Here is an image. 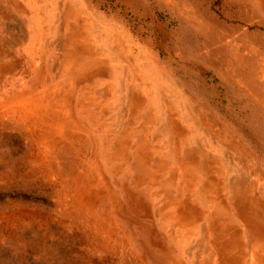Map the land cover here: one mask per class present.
<instances>
[{
	"label": "rangeland",
	"instance_id": "obj_1",
	"mask_svg": "<svg viewBox=\"0 0 264 264\" xmlns=\"http://www.w3.org/2000/svg\"><path fill=\"white\" fill-rule=\"evenodd\" d=\"M135 153L206 169L205 201L242 225L212 243L216 264H248L264 242V0H0V264H210L201 184L167 168L141 182ZM191 210L199 227L168 218Z\"/></svg>",
	"mask_w": 264,
	"mask_h": 264
},
{
	"label": "bare ground",
	"instance_id": "obj_2",
	"mask_svg": "<svg viewBox=\"0 0 264 264\" xmlns=\"http://www.w3.org/2000/svg\"><path fill=\"white\" fill-rule=\"evenodd\" d=\"M76 25L77 24H74V26H76ZM81 32L82 33H81L80 37H79V33H76V34L73 33V36L70 37L69 43H67V46H65V51H66V54H67L66 66H67V68H69V70L72 71L73 74L75 72H78L80 69L83 72H85V70L88 69V68H85L83 65H81V66L79 65V67H78L79 69L77 68L78 65L76 66V64H77L76 57H75L76 54H75V49H74L73 46H75L76 44L79 45V43L83 42L84 38H86V36L88 35V31H86V30L81 31ZM161 96L162 95L160 94V96H158L157 98L160 99ZM162 101H165V99L162 100ZM191 106H193V104ZM198 111L201 112V109H198ZM177 154L176 153H172L170 155V162L168 161V163H166V161H164V163H162L160 160L157 161L155 163L154 168H153V167H149L148 166L149 163H148V158H147L148 154L147 153H135V156H134L135 160L137 159L135 161L136 162V168L139 171L138 175H137L138 179L142 182V180H145L147 177H150V176L152 177V175L157 174V172H159L162 168H163L162 171L165 168H167L170 171V174H172L171 177H170V180L171 179L172 180L175 179V175L174 174L175 173L177 174V172L179 170H182V171H184V170L186 171L187 170V171H189V174H190L189 176H192L193 178L196 177V180H194V181L192 180L191 182H195V183L197 182V183H200V184L202 182H205L204 175L207 174V170L203 169V168H200V166H198L197 163H195V161L194 162H189V160L187 159L188 157L186 155H184V157L180 161L178 159V155ZM181 162L183 163V165H182ZM187 183H188L187 180H183L181 186L177 190V193H178L177 197L176 198H171L172 201L169 204L170 208H172V206L175 207L176 205L183 204L184 198H185V191L189 188V187H187ZM171 186H172V184L164 185L163 191L165 192L166 189H168V188H170V190H173ZM194 189H196L197 191L198 190L202 191V193H203L202 197H203L204 205H206L205 208H206L208 214L212 213L213 215H215L217 217V223H216L217 234H215V236H217L219 234L220 238H219V240L217 242L216 241H212V242H208L207 245H205L206 248H207L206 249V254H207V259H208L207 262L208 263L211 262L210 264H216V262L218 261L217 260L218 251H217L215 245H213L212 243H214V244L218 243L220 241V239L222 240L224 238L225 233H228L229 231L233 230V228H235V226L242 227V225H241L240 222H238V219L236 218L237 217L236 214L232 213V208L231 207L229 208L227 206H226V208H223L221 206L220 201L218 200L217 196H215V197L212 196V197H210L209 201H205V197L207 196L208 192L212 193V192H214L217 189L216 186H212L211 182L209 184H207L206 186H205V184H201L200 186H196ZM224 189H225V187H224ZM226 189L228 190L227 186H226ZM243 190H244V188L238 194L239 195V197H238L239 199L245 194V193L243 194V192H244ZM169 195H171V194L169 193ZM243 197L245 198L247 196L245 195ZM208 203H210V205H208ZM250 205H251V203H250ZM252 209L254 210L253 204H252V207L248 208V210L250 211ZM249 211H248V214H249V217H251V214L249 213ZM253 215H254V213H253ZM197 216H198V212H195V211H192V210L190 211V217H188V216L185 217L182 214H177V216H175V212L174 211L169 212V214H168V218L170 220L175 221V218H178L179 220L184 222V227L185 228L192 227L194 225H197L199 227V225H201V224L198 223L200 220L198 219ZM207 230L208 229H205V228L203 229L204 238H207V236H209V233H207L208 232ZM244 243H246V241ZM244 243H242V244H244ZM235 244H233V245L235 246ZM237 245H240L239 242H238ZM261 245L264 246V242H262V244H260L258 247L260 248ZM225 246L227 247L225 249L226 250L225 252H227V253L230 252L231 250L230 249L228 250L229 244H225L224 248H225ZM255 246L254 245L250 246V251L251 252L249 254V262H248V264H264V262L261 263L260 261H258V258L256 259L257 254H259V252H262V250H258V247H255Z\"/></svg>",
	"mask_w": 264,
	"mask_h": 264
}]
</instances>
